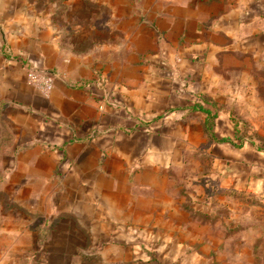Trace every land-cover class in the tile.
<instances>
[{
    "label": "rangeland",
    "instance_id": "obj_1",
    "mask_svg": "<svg viewBox=\"0 0 264 264\" xmlns=\"http://www.w3.org/2000/svg\"><path fill=\"white\" fill-rule=\"evenodd\" d=\"M16 1L27 2V9L16 10L32 19L52 8L46 17L62 34L63 49L77 55L78 60L85 59L77 68L87 66L84 75L90 78L83 86L89 96L85 111L96 115L92 134L116 126L130 134L145 114L161 116L160 122L148 127L156 132L152 148L166 146L174 151L141 154L140 164H149L142 170L149 171L147 178L154 185L134 182L139 181L132 165L134 157L126 153L120 164L124 174V178H118L120 182L113 179L114 183H106L101 193L90 191L91 186L82 191L81 186L80 195L88 203L76 201L77 190L62 184L50 190L49 200H14L10 196L18 188L15 179L10 184L5 177L21 145L23 125L28 123L26 115L12 113L16 105L6 96V90L0 89V245L10 251L11 257L7 255L12 258L11 264H117L107 263L110 256H116L111 249L116 242L131 247L122 250V256L131 257L136 252L133 261L149 254V258L183 256V264H264V199L259 192L243 190L242 186L231 189L223 181L219 184L222 172L218 168L223 161L217 162V155L221 150L216 146L212 149L214 142L205 132L203 114L184 109L196 101L207 105L204 99H215L222 112L233 110L244 133L235 137L236 144L253 140L264 150V40L260 47L246 44L254 30L264 31V21L240 27L219 26L217 21L225 18L222 15L211 20L208 27L224 40L223 44L205 42L183 49L175 40H154L160 33L149 26L155 13L163 15L172 2L180 6L184 0ZM227 1L239 7L242 4V0ZM149 14L153 16L149 18ZM9 52L7 46L2 53L9 56ZM31 58H24L26 81L44 98H49L60 73L70 79L66 70L57 69L45 96L28 76L32 71L46 74L51 69ZM195 82L202 83L203 89H197ZM137 139L133 138L132 144ZM110 140L102 142L106 145L101 154L105 164L112 160L106 158L114 155ZM149 154L151 157H147ZM120 156L113 161L119 163ZM150 165L165 166L147 168ZM25 189L37 192L39 186ZM103 193L105 204L93 202L94 196ZM89 203L101 205L104 216H80L92 211ZM200 208L210 215L198 214ZM152 209L155 215H150ZM166 210L181 216L171 217Z\"/></svg>",
    "mask_w": 264,
    "mask_h": 264
},
{
    "label": "crops",
    "instance_id": "obj_2",
    "mask_svg": "<svg viewBox=\"0 0 264 264\" xmlns=\"http://www.w3.org/2000/svg\"><path fill=\"white\" fill-rule=\"evenodd\" d=\"M23 2L0 0V89L6 90V96L13 101L11 103L16 107L18 106L12 109V113L26 115L28 123L23 125L20 134L21 142H19L21 145L17 154L9 162L10 172L5 177V182L9 180L8 183L10 184L15 179L13 183L18 187L10 197L17 201L49 200L51 198L49 196L50 190L55 185L62 184L77 190L76 201L88 203L90 201H87L84 195H80L81 186H83L82 191L86 186H91L90 191L101 193L103 191L102 186L106 183L111 184V182L114 183L113 179L124 178L123 167L120 164L123 163L122 157L124 158L126 153L128 156L134 157L132 165H135L137 171L134 174H138L139 178V181L134 182L148 185L152 183L154 185V181L147 178L149 171L146 173L144 172L145 169L142 170V167L149 164L147 162L140 164L141 154L158 150L164 154H171L174 149L166 146L158 147V149L152 148L154 144L151 143L154 141L156 132L154 129L145 130L144 125L146 123L147 127L150 124L155 125L156 122L152 121L153 117L145 114L144 118H141L140 115L141 122H137L133 126L130 134L124 133L121 128H118L121 126L102 130L96 135L92 134L90 128L96 115L85 111L84 102L88 101L89 96L86 92L87 89L83 86L90 78L84 75L87 74V66L77 68L78 62L83 61L81 63H84L85 59L78 60L77 55L63 49L62 34L53 24V20L46 17L49 12H52V8H49L48 13L44 15L41 13L42 15L32 19L26 16L25 12H21L20 15L17 12L16 9L25 10L28 8L27 2ZM241 3L239 7L235 4L232 5L227 0H184L180 6H175L172 2V6L166 8L167 12L165 11L166 13L164 12L163 15L155 13L153 16L149 14V18L153 16L149 29L155 27L160 33L154 40L167 38L171 43L175 40L176 43L181 42L183 49L205 42L207 45L223 44L224 40L218 38L216 32L211 29L212 27H208L211 20L219 19L225 15V18L219 19L217 23L219 26L232 27H240L242 24H249L256 20L264 21V0H242ZM263 40L264 31L254 30L246 44L251 47L255 43L260 47ZM173 45L175 44L173 43ZM7 46L10 51L9 56L2 53L5 52ZM180 51L182 54L184 53L182 49ZM185 55L188 54L185 52ZM28 56L42 63V67L46 66L51 69L46 70L47 72H55L57 69H62L64 72L66 70L70 79H64L60 73L61 75L56 77L54 89L49 98H44L27 84L23 64H25L24 58ZM64 57H68L70 60L65 62L61 59ZM3 62H5L4 66ZM195 77L197 78V75ZM195 86L197 89H201L203 85L195 82ZM7 89L10 90L9 93ZM211 99L215 105L219 106L215 99ZM216 109L218 114L215 118L213 131L218 137L229 138L228 141H213L212 144V149L216 146L219 151L221 150L217 155L219 159L217 162L223 161L218 168V171L222 172L219 184L222 185L223 181V183L225 182L224 186L231 189L242 186L243 190L259 192L261 199H264V150L256 146L253 140L236 144L235 137L243 136L244 133L239 130L233 110L222 112V109L217 107ZM46 119H48V123L44 125ZM160 119L157 122H160ZM203 120L204 114L202 122ZM166 130L167 126L164 128V132ZM136 136H138L137 142L132 144V139ZM107 139H111L114 154L112 157L106 158L112 159L109 164H105V158L101 156L106 147L102 142ZM120 154V162L113 161ZM147 157H151L150 154ZM152 158L154 159V156ZM164 166L159 165L156 168L150 165L147 168L160 169ZM25 170L27 172H24ZM117 182H120V179ZM33 184L39 186L38 191L27 192L25 188ZM104 194L96 198L94 196L93 202L105 204ZM47 196L49 199H46ZM152 196L155 197V195ZM87 206L92 211L80 214V216L88 218L104 216L101 205L89 203ZM154 209L150 211V215H155ZM165 213L171 217L181 216V213L173 214L168 210ZM185 213L183 211V215ZM198 214L201 216L210 215L203 208L198 210ZM185 245L186 242H183V247ZM30 246H33L32 243ZM200 246V248H204L203 245L200 244ZM129 248L131 247L125 246V242H116L115 245L111 246L116 256L107 258L109 259L107 263L111 261L117 264H183V256L180 259L178 257L161 258L159 255L149 258L148 254L147 258L133 261L132 259L135 258L132 256H136L135 251L131 257L122 256L125 255L122 250L125 252ZM27 250L28 248L25 247V259L29 258ZM7 254L11 257L8 248L0 245V264L12 263V258H8ZM200 264H204V261H201Z\"/></svg>",
    "mask_w": 264,
    "mask_h": 264
},
{
    "label": "trees",
    "instance_id": "obj_3",
    "mask_svg": "<svg viewBox=\"0 0 264 264\" xmlns=\"http://www.w3.org/2000/svg\"><path fill=\"white\" fill-rule=\"evenodd\" d=\"M47 74L53 75L54 72H47ZM204 101L207 103V105H204L203 103H201L199 101H196V102L189 104L185 109H188L189 112H195L196 111V112H200V113L204 114L203 124H204V128H205V132L211 140H213L214 142L228 141L229 138L218 137L217 135H215V133L213 131L215 118L218 114L217 109H216V105L212 101H210L209 99H206V100L204 99ZM1 104H2V102H1ZM160 117L161 116H155L152 118V121L157 122V120ZM146 125H147V123L144 125L145 130L148 129V127Z\"/></svg>",
    "mask_w": 264,
    "mask_h": 264
},
{
    "label": "built area",
    "instance_id": "obj_4",
    "mask_svg": "<svg viewBox=\"0 0 264 264\" xmlns=\"http://www.w3.org/2000/svg\"><path fill=\"white\" fill-rule=\"evenodd\" d=\"M28 78H30V80L33 82L30 83L32 85H34L35 87L39 88L42 90V92L46 95V90H50L51 86L54 83V79H55V74L51 75V74H39L36 72H30ZM43 85V86H41Z\"/></svg>",
    "mask_w": 264,
    "mask_h": 264
}]
</instances>
